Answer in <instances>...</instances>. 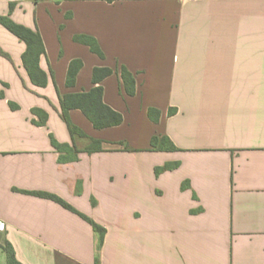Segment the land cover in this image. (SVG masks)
I'll list each match as a JSON object with an SVG mask.
<instances>
[{"label": "crops", "instance_id": "crops-1", "mask_svg": "<svg viewBox=\"0 0 264 264\" xmlns=\"http://www.w3.org/2000/svg\"><path fill=\"white\" fill-rule=\"evenodd\" d=\"M13 1L10 12L0 0V16L39 33L48 81L32 84L26 45L0 25L11 59L0 56V246L20 264H264V0ZM75 36L95 39L104 57ZM96 68L112 71L102 100L123 122L96 129L72 109L87 137L73 138L60 98L94 88ZM155 136L176 150L152 151ZM51 138L77 160L60 164ZM88 138L103 151L86 152ZM169 163L178 165L156 175ZM83 217L105 230L100 248Z\"/></svg>", "mask_w": 264, "mask_h": 264}, {"label": "trees", "instance_id": "trees-1", "mask_svg": "<svg viewBox=\"0 0 264 264\" xmlns=\"http://www.w3.org/2000/svg\"><path fill=\"white\" fill-rule=\"evenodd\" d=\"M10 1V12L15 7V2ZM0 25L7 29L10 33L15 35L20 41L26 45V51L22 55L23 65L29 75V78L33 85L37 87H45L47 85V75L40 68L39 61L40 57L45 54L44 45L42 39L38 32L30 30L22 25L14 23L9 16H0ZM74 40L78 43L87 45L91 52L103 58L104 55L101 52L95 39L88 36H75ZM0 56L11 61L9 55L5 53L0 48ZM82 63L79 60H75L70 63L68 69V75L66 80V85L71 87L75 84V78L78 71L81 69ZM112 71L107 68H96L93 71V83L95 87L92 88L89 92H82L78 94H67L60 98L61 105V118L65 122L67 129L70 135L74 137L87 138L77 127H75L70 118L69 111L72 109L80 110L85 117L92 123L96 129H105L109 127L119 126L123 122V117L120 113L112 110L110 107L103 103V88L99 83L110 76ZM121 79L123 81L127 95L133 96L135 94V82L132 75L125 69L121 68ZM0 98H3V93H0ZM9 107L11 110L15 111L19 109V106L15 103L9 102ZM32 114L37 116L38 120H33V124L37 126H45L47 122L48 115L39 109L32 110ZM172 114V111H171ZM160 113L155 109L148 110V117L153 122L159 120ZM89 145L85 148V151L88 153H98L102 152V142L98 140L89 139ZM51 144L53 148L59 154L58 162L60 164L75 162L78 158V153L80 152L75 147H69L68 145L59 144L53 138H51ZM151 150L152 151H175L176 148L173 146L171 141L165 136H155L151 140ZM177 163L165 164L161 167L155 169L156 175L165 172L174 170L177 167ZM38 197L52 200L64 208L74 211L67 203H65L60 198L55 195L47 193H38L32 192L29 193ZM85 218V217H83ZM92 226L94 232L99 237V246L102 244L105 230L98 226L93 221L85 218ZM0 249L4 252L6 257V264H20L16 258L15 252L7 241L0 246Z\"/></svg>", "mask_w": 264, "mask_h": 264}]
</instances>
